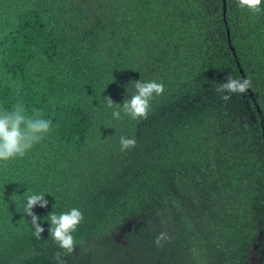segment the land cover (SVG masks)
I'll use <instances>...</instances> for the list:
<instances>
[{
	"label": "trees",
	"instance_id": "trees-1",
	"mask_svg": "<svg viewBox=\"0 0 264 264\" xmlns=\"http://www.w3.org/2000/svg\"><path fill=\"white\" fill-rule=\"evenodd\" d=\"M228 75L248 91L225 100ZM140 79L165 86L147 118L113 120L106 97L122 105ZM16 103L54 128L0 165V264H57L43 218L72 207L84 220L65 264H264V12L0 0V109ZM121 135L136 146L120 152ZM27 189L49 192L39 239Z\"/></svg>",
	"mask_w": 264,
	"mask_h": 264
},
{
	"label": "clouds",
	"instance_id": "clouds-1",
	"mask_svg": "<svg viewBox=\"0 0 264 264\" xmlns=\"http://www.w3.org/2000/svg\"><path fill=\"white\" fill-rule=\"evenodd\" d=\"M239 7L250 12H264V0H238ZM251 81L247 78L232 77L228 75L223 83L219 84L217 91L223 95L225 100L231 99L233 94H243L248 91ZM163 82L152 80L134 81V92L129 99H125L123 104L114 103L110 97H106V107L111 109L112 119L115 121L130 118L138 121L147 118L152 100L164 91ZM128 90V89H127ZM54 128L51 118H44L42 113L29 115L23 103H16L10 109H0V165H6L9 161L25 157L37 144L46 140ZM137 144L135 137L121 135L119 137V150L126 152L134 148ZM47 191H30L27 189L23 195V210L27 216L31 217V226L34 229L33 235L39 239L45 231L39 222L41 220L33 209L36 206L46 208L49 201L45 198ZM50 227L49 236L53 242L62 249L57 252L55 259L57 264H65L62 257L72 253L77 240L74 233L84 220L83 212L72 207L67 211H51L46 217ZM166 238L165 233H161L156 243Z\"/></svg>",
	"mask_w": 264,
	"mask_h": 264
},
{
	"label": "rangeland",
	"instance_id": "rangeland-1",
	"mask_svg": "<svg viewBox=\"0 0 264 264\" xmlns=\"http://www.w3.org/2000/svg\"><path fill=\"white\" fill-rule=\"evenodd\" d=\"M117 240H119V241H120L121 239L118 237V238H117Z\"/></svg>",
	"mask_w": 264,
	"mask_h": 264
},
{
	"label": "water",
	"instance_id": "water-1",
	"mask_svg": "<svg viewBox=\"0 0 264 264\" xmlns=\"http://www.w3.org/2000/svg\"><path fill=\"white\" fill-rule=\"evenodd\" d=\"M223 5L225 6V2L223 3ZM224 11H225V9H224Z\"/></svg>",
	"mask_w": 264,
	"mask_h": 264
}]
</instances>
